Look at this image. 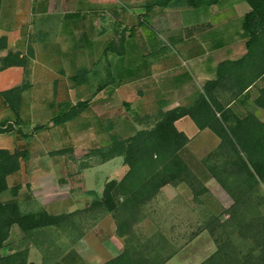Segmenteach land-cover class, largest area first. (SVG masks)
Returning a JSON list of instances; mask_svg holds the SVG:
<instances>
[{"label":"crops","instance_id":"crops-1","mask_svg":"<svg viewBox=\"0 0 264 264\" xmlns=\"http://www.w3.org/2000/svg\"><path fill=\"white\" fill-rule=\"evenodd\" d=\"M149 1L138 7L137 0H0V123L12 126L0 133V149L24 151L27 157L30 140L39 143L47 154L82 149L89 139L95 141L94 120L102 124L104 118L114 116L99 102L109 96L119 102L124 93L117 66L126 48L119 47L129 45L140 28L144 29L145 57H128L122 66L126 73L122 83L129 87L138 84L142 72L143 88L134 92L144 95L143 102H150L141 109L130 105L134 112H142L136 121L159 110L189 104L207 86L217 103L216 117L220 121L223 118L226 130L249 116L264 124V107L256 103L264 87V74H260L264 56H247L242 26L250 10L246 1L239 23L234 25L226 18L214 20L213 8L223 0L215 6H154L147 10ZM232 3L227 2L223 10L236 12ZM168 10L178 13L179 20L160 17ZM164 42L176 45L180 57L168 54ZM8 53H18L26 64L2 68ZM245 56L239 65L231 63ZM93 74L99 76L100 85L93 86ZM258 75L234 97L239 86L237 76ZM23 84V90H13ZM79 103L86 104L78 107ZM72 107L78 109L73 117L60 125L53 122ZM90 109L93 112L88 113ZM134 121L130 120L132 124ZM256 121L250 120L248 126L258 128ZM45 125L52 135L40 139ZM112 126L110 120L104 130ZM175 126L189 140L205 133L220 140L209 128L199 129L189 116L178 119ZM29 129L35 132L31 135ZM238 135L243 138L246 132ZM7 182L11 187L8 178Z\"/></svg>","mask_w":264,"mask_h":264},{"label":"trees","instance_id":"trees-1","mask_svg":"<svg viewBox=\"0 0 264 264\" xmlns=\"http://www.w3.org/2000/svg\"><path fill=\"white\" fill-rule=\"evenodd\" d=\"M220 1L150 0L146 7L147 10L154 6L198 8L215 6ZM245 1L250 7L242 23L247 38V56L262 57L264 0ZM244 59L246 56L231 63L239 65ZM25 64V59L18 53H8L2 60V68ZM260 74H264V70ZM259 76H237L239 86L234 97L242 94ZM25 86L23 84L13 90L21 91ZM206 87L189 104L159 110L149 126L128 137L110 134L105 145L92 149L91 152L103 162L120 156L128 166L120 180L105 183L100 195L91 192L95 197L89 207L112 213L117 233L124 238L121 253L102 264H165L176 252L177 249L162 232L142 239L135 233L134 226L140 221L138 216L142 209L168 185L186 183L194 196L207 191L183 156L189 138L177 129L175 122L184 116L193 119L201 130L209 128L220 139L216 151L202 163L204 169L201 170L215 178L233 199L230 207L218 215H211L202 225L201 229L208 230L213 237L216 249L199 264H264V195L260 194V185L264 182V124L249 116L238 119L234 128L226 130L223 118L220 121L216 117L217 103ZM256 103L264 107V87L260 89ZM85 104L79 103L78 107ZM77 111L72 107L54 118L53 122L63 124ZM250 120L256 121L259 127L248 126ZM11 128L9 122L0 123V133ZM241 131L246 132L243 138L238 135ZM25 157L24 151L0 149V196L8 190L12 195L6 201L0 198V264H29L25 249L5 255L1 253L14 226L30 237L38 230L62 226L74 216V213H52L45 208L29 212L21 209L17 199L19 187H9L7 178L19 169L20 159Z\"/></svg>","mask_w":264,"mask_h":264},{"label":"rangeland","instance_id":"rangeland-1","mask_svg":"<svg viewBox=\"0 0 264 264\" xmlns=\"http://www.w3.org/2000/svg\"><path fill=\"white\" fill-rule=\"evenodd\" d=\"M145 1L147 0H137L138 7ZM229 1L236 5V12L227 13L223 10ZM245 8L244 0H223L213 8V17L215 21H223L226 18L234 25L239 23ZM169 11L160 17H169L172 22L178 21L180 15L174 10ZM143 33V28L137 29L136 37L131 38L129 45L119 47L126 48V55L119 60L117 66L121 70L120 84L124 93L121 94L119 102L111 101L113 98L110 96L99 102V106L110 108L114 116L112 119L104 118L102 124L94 120L93 129L97 131L92 132V136L96 140L89 139L82 145V149H66L60 154H47L39 147V143L30 140L27 143L28 156L20 159L19 169L8 177L11 187H19L17 199L23 211L45 208L52 213H74V216L62 226L38 230L30 237L14 226L8 241L1 249L2 254L25 249L28 251L29 264H102L121 253L124 238L117 233L116 220L112 213L91 209L89 206L95 197L91 192L100 195L105 183L113 179L120 180L128 166L120 156L103 162L91 151L105 145L110 134L128 137L138 129L153 123L154 116L140 117V121H136V116L142 112H134L130 107L134 105L141 109L150 104L143 102V94L134 92L143 88L142 72L136 86L129 87L127 83H122L126 78V73L122 71L123 61L128 57H132V60L145 57ZM164 46L168 54L180 57L176 45L164 42ZM91 81L93 86L101 84L99 76L94 74ZM91 112L92 109L88 111ZM110 120L113 122L112 128L104 130ZM130 120H135V124ZM44 129L46 131H40V139L52 135L46 125ZM30 131L32 135L35 129ZM218 144L219 142L206 133L199 134L189 140L183 152L185 160L206 187V192L194 196L186 183L168 185L162 188L138 216L140 221L135 224L134 230L140 238L145 239L159 231L167 237L173 248L177 249L165 264H199L216 249L213 237L208 230H202L201 227L211 215H218L230 207L233 199L215 178L201 169L202 163L216 151ZM43 187L45 189L39 192ZM260 194L264 195V182L260 185ZM11 197L9 190L0 196L3 201ZM195 233L197 234L194 235Z\"/></svg>","mask_w":264,"mask_h":264}]
</instances>
